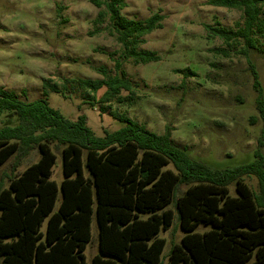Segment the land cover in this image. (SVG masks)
I'll list each match as a JSON object with an SVG mask.
<instances>
[{"label":"trees","instance_id":"1","mask_svg":"<svg viewBox=\"0 0 264 264\" xmlns=\"http://www.w3.org/2000/svg\"><path fill=\"white\" fill-rule=\"evenodd\" d=\"M101 10L97 24L123 44L126 59L136 64L157 62L156 51L140 49L145 36L163 27L155 13L144 20L122 15L124 0H91ZM209 4L238 9L243 22L236 30L207 25L214 37L226 43L242 39L246 50L257 46L264 34V0H209ZM121 62L117 61L121 72ZM102 79L73 80L86 90L85 102L96 104L132 99L134 84L123 73L110 74L100 67ZM194 74V73H192ZM257 105L264 118V93L254 71ZM106 88L100 98L97 93ZM49 79L42 98L28 101L0 86V114L19 117L16 125L0 128V165L16 157L13 169L34 150L39 159L0 185V264H88L86 248L92 223L99 228V250L91 264H161L168 230L175 211L186 234L174 243L168 264H264V153L245 165L214 169L195 160L178 146L170 132L158 134L127 114L109 111L124 125L97 136L87 115L77 120L53 108L50 92L66 93ZM126 92L129 97H123ZM63 157V180L52 179L58 153ZM172 166V167H170ZM259 179V192L246 176ZM236 185V196L230 185ZM187 185L180 196L179 188ZM47 221L45 229L44 222ZM211 225L197 232L201 224Z\"/></svg>","mask_w":264,"mask_h":264},{"label":"rangeland","instance_id":"2","mask_svg":"<svg viewBox=\"0 0 264 264\" xmlns=\"http://www.w3.org/2000/svg\"><path fill=\"white\" fill-rule=\"evenodd\" d=\"M124 1L126 6L121 13L127 18L144 20L155 13L165 16L163 27L146 35L140 45V49L156 51L161 57L159 61L136 64L126 59L123 44L109 34V21L96 23L101 9L91 0H0V32L4 33L0 36V53H3L0 65L7 69L6 74L0 73V80L4 81L0 86L32 101L44 97L46 79L61 88L67 85L66 93H49V104L71 120L86 114L87 125L97 136L124 125L108 111L100 110L105 105L109 111L127 114L153 132H170L174 142L192 158L214 169L249 164L256 159L258 149L264 153V118L258 111V92L254 87L256 71L264 93V34L256 36V48L246 53L242 39L226 43L212 36L206 27L220 25L236 30L243 22V12L238 9L214 6L209 0L201 3L211 9L201 8L196 0H144V5L138 0ZM84 3L91 10L79 7ZM183 7L194 9L195 15L181 17ZM14 32L22 36L10 35ZM34 41L48 47L42 48ZM38 61L53 67H43ZM117 61L122 64L121 72L116 67ZM100 67H106L112 75L124 72L134 84L132 99L94 107L85 102L86 90L72 81L102 79ZM15 75L24 76L25 80L13 81ZM52 76L57 79H51ZM105 90L100 89L97 98ZM122 96L128 98L129 94L124 92ZM18 123L17 115L7 111L0 114V128ZM57 153L52 179L60 183L64 178L63 157L60 150ZM38 159L39 152L34 150L14 170L16 157L12 156L0 165V185L8 187L11 177ZM245 180L259 192L256 176H246ZM187 187L182 185L177 195H182ZM230 194L237 195L235 183L230 185ZM169 207L175 214L172 226L160 233L167 240L161 264H168L173 244L181 242L186 234L175 202ZM46 224L47 221L44 229ZM210 228L211 225L201 223L196 231ZM99 253V228L94 219L92 239L86 248L87 263L91 264Z\"/></svg>","mask_w":264,"mask_h":264},{"label":"clouds","instance_id":"3","mask_svg":"<svg viewBox=\"0 0 264 264\" xmlns=\"http://www.w3.org/2000/svg\"><path fill=\"white\" fill-rule=\"evenodd\" d=\"M138 3H140L141 5H144V0H138ZM196 3H197L201 8L211 9V6H208V5H204V4H202V3H201V0H196ZM79 7H80V8H83V9H85V10H91V9L89 8V6H88L86 3H84V4H80ZM145 10H146V8H145ZM185 15H195V10L192 9V8H188V7H183V8H181L180 16L183 17V16H185ZM30 26H32V25H30ZM3 35H4V33H3V32H0V36H3ZM10 35H18V36H22V34L19 33V32L10 33ZM24 38L27 39V37H24ZM33 43H35V44H39V46L42 47V48H47V47H48L47 45H45V44H43V43H41V42H39V41H34ZM70 43L75 44L77 48L80 47V46L77 44V42H75V41H71ZM24 46L27 47L28 45H24ZM0 55H3V53H0ZM37 63L41 64L43 67H47V68H51V67H53L52 65L44 64V62H42V61H38ZM0 73H5V74L7 73V69L5 68L4 65H0ZM40 74H41V75H46V73H44V72H41ZM92 75H96V74H95V73H92ZM51 79L56 80L57 78H56L55 76H52ZM12 80H13V81H18V82H23V81L25 80V77H24V76H21V75H15V76L12 77ZM3 82H4L3 80H0V83H3ZM33 82H34V83H39L40 81H38V80H33ZM163 123H164V121L161 120V124H163Z\"/></svg>","mask_w":264,"mask_h":264}]
</instances>
